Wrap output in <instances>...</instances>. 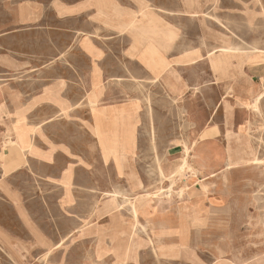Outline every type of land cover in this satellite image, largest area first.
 Listing matches in <instances>:
<instances>
[{"label": "crops", "instance_id": "crops-1", "mask_svg": "<svg viewBox=\"0 0 264 264\" xmlns=\"http://www.w3.org/2000/svg\"><path fill=\"white\" fill-rule=\"evenodd\" d=\"M186 2L1 1L0 264H124L116 244L129 247V264L140 253L144 260L150 240L175 249L153 245L159 261L196 262L200 246L217 243L234 186L221 172L227 170L226 134L243 123L241 102L261 92L264 79L258 51L247 49L264 37V0ZM131 79L157 102L152 114L160 144L164 106L175 100L180 109L174 112L193 127L187 144H200L191 155L195 164L217 171L213 179L191 174L201 184L184 190L183 205H161L153 218H139L141 226L125 211L128 204L118 211L102 205L106 193L120 190V205L135 196L104 151L132 149L127 163L148 184L138 166L150 146V94Z\"/></svg>", "mask_w": 264, "mask_h": 264}, {"label": "rangeland", "instance_id": "rangeland-1", "mask_svg": "<svg viewBox=\"0 0 264 264\" xmlns=\"http://www.w3.org/2000/svg\"><path fill=\"white\" fill-rule=\"evenodd\" d=\"M1 1L2 0H0V4ZM2 13L3 12L0 10V15ZM242 41L245 42V40ZM248 41H250L249 38H246L245 44ZM258 42H259V46L251 45V46H247V49L252 51L257 50L258 52H262V55H259V57L262 58L260 59L259 62L264 63V37L259 38ZM129 82L130 83L133 82V84H137L139 86V87L137 86L139 88L138 90L141 89V91L143 92L145 90V92H147L148 94L152 93L151 90L148 91L147 86L139 84L133 79H131V81ZM262 85L264 86V80L261 81V92H264V87H262ZM259 91L260 89L258 90L257 94L259 93ZM254 96L255 95L250 94L249 98ZM249 98L244 102H242L246 104L245 106H243L246 112V117L244 118L243 123H241L242 120L239 123L236 122V128H235L236 132H234L233 130H229V132L232 131L231 132L232 137L231 140H226L227 143H230L232 145L234 151L237 150V152L240 155V160L248 161V163L245 162L243 164L235 166L231 170L221 171L222 173L224 172L227 173V177L232 179L227 183L228 184L231 183L234 186L232 187L231 197L228 202L231 211L224 212L221 215L222 217L219 218L220 222L223 221L225 222V227H222L221 229L217 230L219 237L214 238V241H217V243H213L212 245L209 244V245L200 246L201 249L198 253L199 260H197L196 262L178 261L175 263H171L169 261L167 262L159 261L155 253L156 250L173 251L175 250L173 246L161 247L154 243V248L156 250L153 249V245L152 246L150 245L149 250L144 255V260L142 259V254L140 253L138 259L133 262H130L129 264H215L218 260H222V261L225 260L229 264L254 263L256 261H260L261 264H264V220H263L264 219V98L258 103L257 105L258 108L256 107L255 110L251 106L248 107L250 103ZM151 100H152L151 95H149L147 99V104L148 107L151 105L149 107L151 108L150 114H152V109L155 108V105L157 103L156 101L153 102ZM152 102L153 104L154 103L155 104L153 105ZM171 103H173V105ZM169 104L171 105L168 106ZM176 104L177 103H174L173 101L167 100L164 106V109H166L165 110L166 116L164 117L165 124L161 128L162 129L161 144L158 140L159 133L156 128L157 118L155 117L154 112L152 115H150V123H151L150 146L147 149L141 150L140 155L144 156V158H142L140 161H143L144 164L139 165L138 168L143 169V172L147 173V176L148 175L150 176L148 177V184H149V191L152 193V195L143 196L137 201L138 204L142 206L143 209L140 212L141 217H145V218L154 217V210L151 205L152 203L154 205L159 204L165 206L166 209L171 208L172 205L179 202L177 197V192L179 191V189L184 188V190H188L189 188L193 187L195 184H201L197 180H191L193 177L187 169L183 173H178L174 179H170L169 177L162 178L160 174L161 166L169 158L172 161L176 162L177 165L181 164L182 158L184 156V145L188 143L187 139L189 138V132H191V127L189 126L187 127L188 125L187 118L181 115L182 114L181 111L174 112V110L179 108V106H177ZM179 116L181 117V119ZM220 119L221 118L219 116L218 120L220 121ZM176 128H179V130H177ZM238 131L239 133H237ZM155 135H157V137ZM173 136H175L176 138ZM217 136H219V138H216V140L218 141L222 140V136H223L222 134H217ZM241 144L247 146L248 149L246 150L238 149L236 145L241 146ZM192 146H193V151L191 153L195 154L200 144L198 143V141H194L192 142ZM150 148L153 149V151L150 150ZM132 151H133L132 149H123V152L120 154L121 155L120 168L117 173L120 177L124 176L123 178L131 179L130 184L132 190L133 189L141 190V188L144 186V182L140 180L134 165H129L127 163L128 157L132 155ZM255 158L258 160V163L253 162ZM261 162H263V164ZM152 167L154 169H157V171L155 170L154 172L153 171L154 169ZM219 168L221 169V166ZM151 169L152 172H150L151 174H149V171H151ZM153 172L156 173V175H154ZM183 179H187V181H182ZM104 182L105 184L111 183V181H107V182L104 181ZM185 182H187L186 183L187 185L185 184ZM258 186L261 189H259ZM162 191L164 193H169L171 197L169 198L165 194L159 196L160 192ZM102 205L105 204L103 203ZM145 206H148V208L146 209ZM125 211L130 214L129 208H127V210ZM133 220L136 225V220L134 218ZM183 220L184 218L182 217L181 221ZM152 233L154 236L157 234L156 231H153ZM122 247L126 248L123 244L121 245L116 244L117 251H119V249ZM215 249L216 250L220 249L222 251V254L221 253L216 254V252L214 251ZM128 253L129 252H125L127 262L130 261V259H132V256H130V254ZM117 256H119L118 253ZM216 256H218L219 259H216Z\"/></svg>", "mask_w": 264, "mask_h": 264}, {"label": "bare ground", "instance_id": "bare-ground-1", "mask_svg": "<svg viewBox=\"0 0 264 264\" xmlns=\"http://www.w3.org/2000/svg\"><path fill=\"white\" fill-rule=\"evenodd\" d=\"M202 1V0H201ZM185 2H186V0H185ZM187 3V2H186ZM214 6V5H213ZM212 7V6H211ZM208 9V8H207ZM210 9V8H209ZM212 10H213V8H212ZM211 10V11H212ZM222 10H223V8H222ZM214 11V10H213ZM206 12V11H205ZM159 13V12H158ZM174 13V12H173ZM212 13V12H211ZM175 14V13H174ZM184 14H186V12H184ZM213 14V13H212ZM179 15V14H178ZM209 15H210V13H209ZM208 15V16H209ZM207 15H206V17H208ZM224 17V16H223ZM218 18V17H217ZM224 20V19H223ZM229 18H228V21H227V23L229 22ZM235 20V19H234ZM221 21V20H220ZM209 23V22H208ZM258 23V22H257ZM262 22H260V24H261ZM263 24V23H262ZM261 24V25H262ZM229 26H230V23L228 24ZM233 25V24H232ZM231 25V26H232ZM88 26H90V24L88 25ZM95 26V25H94ZM213 26H214V24H213ZM216 26V25H215ZM227 26V25H226ZM225 26V27H226ZM234 26H238V25H234ZM233 26V27H234ZM249 26V25H248ZM255 26H257L256 24H255ZM86 27V26H85ZM91 27V26H90ZM212 27V26H211ZM224 27V26H223ZM224 27V28H225ZM262 27H264V26H262ZM187 28V27H186ZM210 28V27H209ZM213 28V27H212ZM220 28V27H219ZM235 28V27H234ZM239 28V27H238ZM91 29V28H90ZM211 29V28H210ZM227 29H229V28H227ZM258 29H260V26L258 27ZM262 29V28H261ZM216 30V29H215ZM229 30H231V29H229ZM228 30V31H229ZM264 30V29H263ZM233 32H234V30H233ZM88 33V32H87ZM99 33V32H98ZM97 33V34H98ZM218 33V32H217ZM232 33V32H231ZM90 34V33H89ZM232 34H234V33H232ZM217 35H219V34H217ZM236 35V34H235ZM243 35H245V34H243ZM91 36V35H90ZM236 37V36H235ZM237 37H238V35H237ZM244 38H245V36H243ZM234 38V37H233ZM239 38V37H238ZM224 39V38H223ZM240 39V38H239ZM236 40V39H235ZM243 40V39H242ZM262 40V39H261ZM203 41V40H202ZM238 41V40H237ZM240 41H241V39H240ZM243 43H244V41H242ZM193 43V42H192ZM204 43V42H203ZM240 43V42H239ZM230 44V43H229ZM241 44V43H240ZM247 44V43H246ZM253 44V43H252ZM258 44V43H257ZM233 45H235V44H233ZM232 45V46H233ZM255 45V44H254ZM179 48V47H178ZM180 49H182L183 50V48H180ZM232 49V48H231ZM177 50H179V49H176V51ZM234 50V49H233ZM175 51V52H176ZM257 51V50H256ZM234 52V51H233ZM238 52V51H237ZM254 52V51H253ZM179 53V52H178ZM180 54V53H179ZM256 55V59H259L260 57H259V55H262V52H257V54H255ZM215 56V55H214ZM222 56H224V55H222ZM244 56H245V58H246V60L248 59V58H250V55L249 54H244ZM262 59V58H261ZM228 60H229V58H228ZM246 60H245V62H246ZM240 63V62H239ZM242 63V62H241ZM240 63V64H241ZM229 64H231V63H229ZM242 65V64H241ZM245 66V65H244ZM243 66V67H244ZM239 68H241V66L239 67ZM240 70V69H239ZM107 73V72H106ZM203 74V73H202ZM215 75V74H214ZM240 76H241V74H240ZM116 80V79H115ZM120 80V79H119ZM262 80H264V79H262ZM149 81V80H148ZM179 81H181V79L179 80ZM122 85H123V83H121ZM187 84V83H186ZM134 86V85H133ZM132 86V87H133ZM131 87V86H130ZM139 87V86H138ZM186 87H187V85H186ZM262 87H264L263 85H262ZM192 88H194V87H192ZM137 89V88H136ZM136 89H134V91L136 90ZM188 90V89H187ZM137 91V90H136ZM145 91V90H144ZM197 91V90H196ZM206 91V90H205ZM137 93V92H136ZM142 93H144V92H142ZM200 93V92H199ZM151 95V94H150ZM144 96V95H143ZM169 97H171V96H168V98ZM144 98V97H143ZM264 98V92H259L257 95H255L254 97H251V98H249V100H250V103H249V105H248V107L249 106H251V107H253L254 108V110L256 109V107H257V105H258V103L262 100ZM150 99V98H149ZM173 100V99H172ZM212 100V99H211ZM150 101V100H149ZM151 101H153V100H151ZM177 101V100H176ZM174 102H175V100H174ZM213 102V101H212ZM148 103H150V102H148ZM176 103V102H175ZM82 104V103H81ZM84 104V103H83ZM152 104H153V102H152ZM155 104V103H154ZM153 104V105H154ZM172 105H173V103H171ZM171 104H169L168 106H170ZM241 104L243 105V106H245L246 104L245 103H242L241 102ZM79 105V104H78ZM215 105V104H214ZM151 106V105H150ZM149 106V107H150ZM213 106V105H212ZM225 110H226V113H227V111L228 112H230L231 110H232V108H231V106H229L227 103H225ZM210 108H211V106H210ZM244 108V107H243ZM258 108V107H257ZM146 109V108H145ZM151 109V108H150ZM173 109V108H172ZM179 109V108H178ZM214 109V108H213ZM183 110V109H182ZM170 111H172V110H170ZM178 111V110H177ZM180 111V110H179ZM183 111H185V110H183ZM259 111V110H258ZM151 112V111H150ZM183 113V112H182ZM214 113H215V111H214ZM146 114V113H145ZM185 114H187V113H185ZM147 115V114H146ZM145 115V116H146ZM182 115V114H181ZM176 116V115H175ZM214 116V115H213ZM180 117V116H179ZM2 118V117H1ZM3 118H5V117H3ZM148 118V117H147ZM176 118V117H175ZM146 119V118H145ZM180 119H181V117H180ZM231 119V116L229 115V117L227 118V120H230ZM183 120V119H182ZM146 121V120H145ZM144 121V122H145ZM148 121V120H147ZM211 121H212V119H211ZM150 123V122H149ZM151 124V123H150ZM144 125V124H143ZM149 125V124H148ZM155 125V124H154ZM189 125H187V127H188ZM154 127V126H153ZM152 127V128H153ZM178 127V126H177ZM183 127H184V125H183ZM187 127H185V128H187ZM191 128H193V127H191ZM226 128V127H225ZM145 129V128H144ZM151 129V128H150ZM149 129V130H150ZM177 130H179V128H176ZM181 129H183V128H181ZM263 129V128H262ZM142 130V129H141ZM261 130V129H260ZM144 131H146V130H144ZM148 131V130H147ZM174 131V130H173ZM176 131V130H175ZM232 131H230V132H228L227 134H226V139L225 140H231V137H232V133H231ZM141 133H143V132H141ZM147 134V133H146ZM149 134V133H148ZM147 134V135H148ZM211 134H209V133H206V134H204L201 138L202 139H205L206 137H208V136H210ZM151 136V135H150ZM156 137H157V135H155ZM143 137V136H142ZM149 137V136H148ZM153 137H154V135H153ZM173 137H175V136H173ZM260 137H262V136H260ZM144 138V137H143ZM142 138V139H143ZM176 138V137H175ZM259 138V137H258ZM145 139V138H144ZM152 139V138H151ZM156 139V138H155ZM158 139V138H157ZM149 140H150V138H149ZM158 140H160V139H158ZM261 140V139H260ZM154 141V140H153ZM160 142V141H159ZM183 142V141H182ZM262 142V141H261ZM150 143V142H149ZM153 144V143H152ZM166 145V144H165ZM174 145H176V144H174ZM9 146V145H8ZM237 146V148L238 149H248V147L247 146H245V145H242L241 144V146H239V145H236ZM156 147V146H155ZM179 147V146H178ZM165 148V147H164ZM173 148V147H172ZM236 148V149H237ZM262 148V147H261ZM155 149V148H154ZM234 148L232 147V145L230 144V143H227V147H226V155H227V163H226V165L224 166V168L223 169H227V170H229V169H232L233 167H235V166H238V165H240V164H243V163H248V161H241L240 160V155H239V153L237 152V150L236 151H234L233 150ZM6 150V149H5ZM9 150V149H8ZM150 150H152L153 151V149H151L150 148ZM10 151V150H9ZM19 151H20V149H19ZM166 151V150H165ZM193 151V146H192V143L189 145V144H185L184 145V156H183V158H182V161H181V164L180 165H177V164H174V161H172L170 158L169 159H167V161L161 166V170H160V174H161V177L162 178H170V179H173V178H175L176 177V175L178 174V173H183L186 169L190 172V174H192L193 176H195V177H197L198 175H202L204 178H207V179H213V178H216V176H217V171H212L211 170V168H210V166H207L205 169H201L200 167H198L197 165H199V164H195V158H193L192 156H191V152ZM11 152V151H10ZM13 152V151H12ZM16 152V151H15ZM123 152V149H121V148H115V149H112V150H108L107 152H105L104 151V156H113L114 157V160H115V162H116V165H115V168H116V171L118 172V170H119V168H120V154ZM159 152V151H158ZM17 153H18V151H17ZM22 153V152H21ZM20 153V154H21ZM151 153H153V152H151ZM166 153V152H165ZM215 153L216 152H207V157L208 158H211V157H213L214 158V155H215ZM25 154V153H24ZM19 155V154H18ZM152 155V154H151ZM168 155V154H167ZM166 155V156H167ZM183 155V154H182ZM6 156V155H5ZM8 156V155H7ZM12 156H13V153H12ZM11 156V157H12ZM20 156V155H19ZM23 156V155H22ZM164 156V155H163ZM10 157V158H11ZM157 157V156H156ZM19 158V157H18ZM159 158V157H158ZM199 158V157H198ZM202 158V157H201ZM12 159H14V161H15V158H12ZM20 159V158H19ZM24 159V158H23ZM178 159V158H177ZM146 160V159H145ZM7 161H9L8 159H7ZM14 161H12V164H7L6 166H8V165H13V162ZM18 161H21V159L20 160H18ZM17 161V162H18ZM199 161V160H198ZM197 161V162H198ZM155 162V161H154ZM253 162L255 163H258V160L255 158L254 160H253ZM7 163H9V162H7ZM16 163V162H15ZM159 163V162H158ZM162 163V162H161ZM262 164H263V162H261ZM3 164V163H2ZM201 164V163H200ZM15 165V164H14ZM160 165V164H159ZM158 165V166H159ZM16 166V165H15ZM152 166H154V165H152ZM2 167V166H1ZM12 167H14V166H12ZM11 167V168H12ZM150 167V166H149ZM7 168H9V166L8 167H6V169ZM15 168V167H14ZM14 168H12V169H14ZM153 168V167H152ZM160 168V167H159ZM21 169V168H20ZM154 169V168H153ZM4 170V169H3ZM155 170L157 171V169H154L153 171L155 172ZM10 171V169L8 170V172ZM4 172H6L5 170H4ZM147 172V171H146ZM150 172H152V169H151V171H149V174H151ZM153 172V173H154ZM158 173V172H157ZM154 175H156V173H154ZM4 176V175H3ZM2 176V177H3ZM192 176V177H193ZM121 177H124V176H121ZM148 177H150L149 175H148ZM4 178V177H3ZM154 178V177H153ZM150 179V178H149ZM179 180V179H178ZM160 181V180H159ZM125 182L128 184V186L131 188V184H130V182H131V179L130 178H125ZM192 182V181H191ZM191 184V183H190ZM173 186V185H172ZM260 186V185H259ZM258 186V187H259ZM206 189H207V187L206 186H204L203 187V190H205L206 191ZM259 189H261L260 187H259ZM131 190H132V188H131ZM114 191V190H113ZM120 191V190H119ZM119 191H115V192H113V193H106L103 197V199H104V201H103V203L106 205V206H113V205H116V207H117V209L119 210V209H121V208H124V206L123 205H126V204H128V206H129V212L132 214V216H133V218L136 220V226H141V223L139 222V218L141 217V215H140V212L143 210L142 209V206H140L139 204H138V200L141 198V197H143V196H151L152 195V193L149 191V184H145L144 183V186L141 188V190H139V189H133L132 190V192L135 194V196L133 197V198H126V197H124L123 198V204L122 205H120L119 203H117V200L119 199V197H120V195H122V193H120ZM170 191V190H169ZM172 191V190H171ZM137 192V193H136ZM203 192V191H202ZM198 193V192H197ZM166 195L167 197H171V195L169 194V193H164L163 191L162 192H160V194H159V196H161V195ZM183 195H184V189L182 188V189H180L178 192H177V197H178V201H179V205L181 206V205H183V203H184V200L182 199L183 198ZM139 197V198H138ZM156 197V196H155ZM87 201V200H86ZM87 203V202H86ZM91 203V202H90ZM117 204H119V205H117ZM86 205V204H85ZM84 205V206H85ZM152 205V208H153V210H154V216L155 215H157L158 213H159V208L161 207V205H159V204H156V205H154L153 203L151 204ZM83 207V206H82ZM145 208L147 209L148 208V206H145ZM181 208V207H180ZM83 210V209H82ZM181 210V209H180ZM93 212V211H92ZM83 213V212H82ZM152 215V214H151ZM263 219V218H262ZM264 220V219H263ZM76 225V224H75ZM249 225V224H248ZM247 225V226H248ZM251 225V224H250ZM250 227V226H249ZM78 229H79V227H78ZM80 230V229H79ZM72 232V231H71ZM72 235V234H71ZM67 236V235H66ZM68 237V236H67ZM66 237V238H67ZM254 240V239H253ZM65 241V240H64ZM151 242V244L152 245H154V241L153 240H151L150 241ZM62 244V243H61ZM55 245H57V244H55ZM54 245V246H55ZM107 245H109V244H107ZM57 247V246H56ZM258 247V246H257ZM254 248H255V246H254ZM128 250H130L129 249V247H128ZM126 248H120L119 249V251H117V253H118V255L119 256H117L118 257V261L119 262H121V263H124V264H126L127 263V260H126V256H125V252H129ZM48 252V251H47ZM50 256V255H49ZM240 257V256H239ZM48 258V257H47ZM254 258H255V256H254ZM47 260V259H46ZM237 260V259H236ZM253 260V259H252ZM234 262H235V260H234ZM242 262V261H241ZM244 262V261H243ZM248 262V261H247ZM249 262H250V260H249ZM215 264H229L228 262H226L225 260L224 261H222V260H218ZM231 264H238V263H231ZM242 264H261V262L260 261H256V262H254V263H242Z\"/></svg>", "mask_w": 264, "mask_h": 264}]
</instances>
